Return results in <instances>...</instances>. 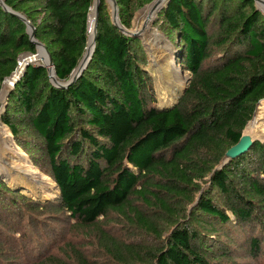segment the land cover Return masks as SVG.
<instances>
[{
  "label": "trees",
  "instance_id": "1",
  "mask_svg": "<svg viewBox=\"0 0 264 264\" xmlns=\"http://www.w3.org/2000/svg\"><path fill=\"white\" fill-rule=\"evenodd\" d=\"M4 1L35 27L67 81L86 50L94 0ZM115 1L126 24L154 0ZM107 8L101 0L95 50L74 83L56 86L47 66L29 63L6 98L2 121L59 197L37 201L0 175V264L259 258L264 141L218 166L264 100V15L254 0H167L157 25L191 81L174 105L158 107L143 42ZM12 11L0 5V91L21 54L37 53ZM71 228L97 242L101 260L67 239Z\"/></svg>",
  "mask_w": 264,
  "mask_h": 264
},
{
  "label": "rangeland",
  "instance_id": "2",
  "mask_svg": "<svg viewBox=\"0 0 264 264\" xmlns=\"http://www.w3.org/2000/svg\"><path fill=\"white\" fill-rule=\"evenodd\" d=\"M105 1L108 6L107 9L109 15L111 16V20L114 21V7H115L114 0H105ZM154 1L142 6L135 7L133 9L131 18L128 20L126 24H123L121 22L119 15V8L117 5L116 21L117 24L125 31L138 33L137 37H139L143 42L148 55L149 62H148L147 70L151 73L153 77V86L156 94V105L158 107H168L174 105L178 101L179 97L182 95L183 91L191 81V74L188 70L183 68L178 63L176 57L177 49L172 44V42L163 34V32L160 31L157 25V20L159 16V11L162 9L163 5L158 11L156 9L151 11L149 7H151ZM254 2L256 7L264 15V4L259 0H254ZM94 5H95V0L92 7ZM147 22H148L147 29L146 27H144L145 29L144 30L142 28L143 24L145 23L144 25L146 26ZM138 28L141 29V31ZM137 29L139 31H136ZM32 56L33 55L28 53L21 54L20 63L21 60L23 61L27 58H32L31 61L30 59L26 61L22 69V72L26 67V64L29 62L45 65L46 62L48 61V56L46 55V53H44V51L40 54V50H39V54L37 56L35 55H34L35 57ZM20 75H22V73ZM7 80H9V78ZM6 83L7 81H5L3 85L4 87ZM4 87L0 92V97ZM3 96H4V100H3L4 102L0 106V122L5 125V123L1 119V115L4 111V107L6 103L7 90L5 91ZM259 114L260 116L258 121L256 122V127L249 129V124L253 121L254 117ZM3 128L0 127V138H2L4 136V133L7 132L10 134L9 136L10 138H7L6 141H3L4 146L2 150H0V166L4 165L5 167H8L9 168L8 172H10L9 173L10 176L6 175L5 170L2 171V169H0V175L2 176V178L12 188L19 190L23 194L37 201H41V202L56 201L59 197V188L57 184L52 180V178L47 173H45L44 170H42L39 167H36L32 163L29 155L25 153L21 147L17 146L9 128L6 125ZM243 133L248 134V136L253 139L264 141V100L260 101L257 104L255 114L252 120L249 121V123L247 124V127L245 128ZM18 161H20L25 165L26 173L17 172L16 168L12 166V165L16 166V163H18ZM13 170L18 175L13 174L12 173L14 172ZM42 176L46 177L43 178L45 180L42 179ZM15 177H17V179ZM117 228L119 227H116L114 225H108L107 230L114 234H118ZM67 233H68L67 236L68 240H71L72 242H75L77 245L82 246L83 247L82 251L84 250L85 252H89L88 255L91 256V258L95 257V259L96 258L99 259L98 256L100 255L99 254L100 252L98 251L97 248L98 245L97 242L95 245L93 244L94 246L91 245L92 244L90 242L91 239L85 237L84 230H79V229L73 230V228H71L68 230ZM151 238L152 237H145L144 241L151 242ZM237 260L238 261L235 264H264V254L257 259L240 256L237 258ZM229 261H225V263L227 264L232 263ZM22 263L26 264L25 261Z\"/></svg>",
  "mask_w": 264,
  "mask_h": 264
},
{
  "label": "water",
  "instance_id": "3",
  "mask_svg": "<svg viewBox=\"0 0 264 264\" xmlns=\"http://www.w3.org/2000/svg\"><path fill=\"white\" fill-rule=\"evenodd\" d=\"M4 1V0H3ZM0 1V5H2L4 8H6L7 10L9 11H12L11 8H9L5 1ZM164 3L167 1V0H155L153 4H155V2L157 3H160V2H163ZM99 4H100V0H95V8H96V23H95V39H96V33H97V24H98V17H99ZM152 4V5H153ZM114 21L113 23L116 25L117 24V21H116V16H117V3L116 1L114 0ZM156 9V8H155ZM14 14H16L17 16H19L20 18H22L25 22H27V30H28V33L30 34V37H31V40L36 44L37 46V53L33 54V53H28V54H31V55H38V51H39V48H43L44 52L46 53V55L48 56V61L46 62L45 66L48 67V71H49V75H50V78H51V81L56 85V86H59V87H68L69 85H71L72 83H74L78 77L83 73L84 69L87 67L89 61L91 60V57H92V54L95 50V39H94V44H93V49H92V52L91 53H88L87 49H88V45L86 47V50H85V53L82 57V59L80 60L78 66L73 70L70 78L67 80V81H60L57 77H56V72H55V68H54V63H53V60L51 58V55L49 53V51L47 50L46 46L39 42L38 40L35 39V27L30 23L29 20L26 19L25 16H23L22 14L20 13H17V12H14L12 11ZM117 26L119 27V29L126 35L128 36H137L138 33H132V32H129V31H125L124 29H122L118 24ZM26 53V54H27ZM21 57V56H20ZM19 63H20V60H19ZM30 63V62H29ZM27 63L26 66L29 64ZM18 68H19V65H18ZM18 68L13 72V74L10 76V77H13L15 76V73L17 72ZM25 70V68H24ZM23 70V71H24ZM23 73V72H22ZM21 76V75H20ZM20 76L16 79V81L20 78ZM8 77V78H10ZM6 81V80H5ZM15 81V82H16ZM15 82L12 83V88L13 86L15 85ZM5 83V82H4ZM3 83V85H4ZM4 87V86H3ZM2 87V88H3ZM11 87L8 88V92H7V96L10 92V90L12 89ZM2 91V89H1ZM0 91V92H1ZM7 98V97H6ZM262 101V100H261ZM251 121V120H250ZM249 123V122H248ZM247 127V126H246ZM245 127V128H246ZM256 139H253L251 137H249L248 135L246 134H242L240 140L238 141V143H236L235 145H233L231 148H229V150L226 152V155L224 156L221 164L218 166L219 167H222L226 162H228L229 160L235 158V157H238L239 155L243 154L244 152H246L254 143Z\"/></svg>",
  "mask_w": 264,
  "mask_h": 264
},
{
  "label": "bare ground",
  "instance_id": "4",
  "mask_svg": "<svg viewBox=\"0 0 264 264\" xmlns=\"http://www.w3.org/2000/svg\"><path fill=\"white\" fill-rule=\"evenodd\" d=\"M260 2H262L263 4H264V0H259ZM164 4V1L163 2H160V3H157V2H155V4H153V5H151V7H149V9L151 10V11H153V10H155V8H156V10L158 11L160 8H161V6ZM95 23H96V8H95V5L92 7V9H91V12H90V14H89V24H88V32H89V36H88V49H87V51H88V53H91L92 52V49H93V44H94V39H95ZM145 24V23H144ZM143 24V29H144V27H146V29H147V26H148V22H147V24H146V26ZM139 29V28H138ZM136 30V31H141V29H139V30ZM145 30V29H144ZM39 50H40V54L44 51L43 50V48H39ZM45 53V52H44ZM38 54H39V51H38ZM35 56H37V55H35ZM35 56H32V57H35ZM47 57V56H46ZM30 59V61L32 60V58H27V59H25V60H21V63H20V66H19V68H18V70H17V72L15 73V76H13V77H10L9 78V80H7L6 79V81H7V83H6V85H5V87H4V89H3V92H2V94H1V97H0V106H1V104L4 102L3 100H4V96H3V94L5 93V91L7 90V92H8V87H11V85H12V83L13 82H15L16 81V79L19 77V75L22 73V69H23V67H24V65H25V63H26V61L27 60H29ZM9 81V82H8ZM259 116H260V114L259 115H256L255 117H254V119H253V121L249 124V129H252V128H255L256 127V122L258 121V119H259ZM0 127H5V125L3 124V123H1L0 122ZM4 129V128H3ZM246 135H248V134H246ZM10 136V134L7 132V133H4V136L2 137V138H0V140H1V142H0V150H2V148H3V146H4V142L3 141H6V139L7 138H10L9 137ZM11 156V155H10ZM14 168H16V171L17 172H22V173H26V167H25V165L23 164V163H21L20 161H18V163H16V166H18V167H16V166H14V165H12ZM0 169H2V171H4L5 170V172H6V175H8V176H10V172H8V167H5L4 165H1L0 166ZM14 171V170H13ZM13 174H16L15 173V171L14 172H12ZM16 175H18V174H16ZM16 179H17V177H15ZM39 178V177H38ZM43 178H46L45 176H42V179ZM20 179V178H19ZM41 179V178H40ZM14 180V179H13ZM12 180V181H13ZM43 180H45V179H43ZM17 181H20V180H17ZM22 181V180H21Z\"/></svg>",
  "mask_w": 264,
  "mask_h": 264
}]
</instances>
